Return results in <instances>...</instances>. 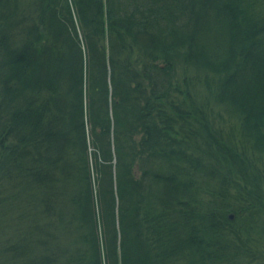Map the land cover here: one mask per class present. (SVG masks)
Returning a JSON list of instances; mask_svg holds the SVG:
<instances>
[{
	"label": "trees",
	"instance_id": "obj_1",
	"mask_svg": "<svg viewBox=\"0 0 264 264\" xmlns=\"http://www.w3.org/2000/svg\"><path fill=\"white\" fill-rule=\"evenodd\" d=\"M0 264H264V0H0Z\"/></svg>",
	"mask_w": 264,
	"mask_h": 264
}]
</instances>
